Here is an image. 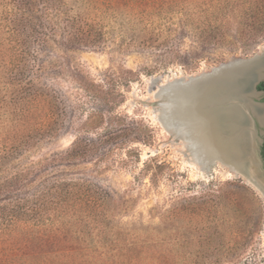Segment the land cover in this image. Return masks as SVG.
I'll use <instances>...</instances> for the list:
<instances>
[{"label": "rangeland", "instance_id": "obj_1", "mask_svg": "<svg viewBox=\"0 0 264 264\" xmlns=\"http://www.w3.org/2000/svg\"><path fill=\"white\" fill-rule=\"evenodd\" d=\"M241 1L0 0V134L18 128L22 112L28 114L17 144L0 142V227L9 232L36 190L63 178L88 179L127 200L117 218L128 224L157 225L161 212L181 198L196 195L198 202L208 199L216 206V196L223 194L222 205L230 204L224 211L236 216L226 227L251 230L248 263L264 264L263 196L244 178L226 173L228 166L220 162L211 174L200 171L183 138L165 126L157 104L161 85L262 49L264 39L256 44L235 39L234 26L228 44L198 41L202 8L223 2L231 10L223 18L238 20ZM76 31L82 45H66ZM76 74L107 91L119 80L125 84L118 111L148 125L150 143L128 142L104 158L64 163L77 130L99 106L74 80ZM35 90L54 95L53 133H45L53 119L43 118L30 99ZM128 148L139 151L140 160L127 157ZM151 156L163 166H146Z\"/></svg>", "mask_w": 264, "mask_h": 264}, {"label": "trees", "instance_id": "obj_2", "mask_svg": "<svg viewBox=\"0 0 264 264\" xmlns=\"http://www.w3.org/2000/svg\"><path fill=\"white\" fill-rule=\"evenodd\" d=\"M228 5L202 8L198 41L203 45L221 46L232 42L228 31L234 26L235 39L253 44L264 39V0H242L237 8L238 20L223 18ZM226 17V16H225ZM79 33H71L66 45H82ZM19 60V56H16ZM15 58V57H14ZM76 82L85 94L99 104L91 110L76 132V138L63 157L64 163L104 158L128 142L150 143L152 129L119 112L124 101L121 81L115 90L102 89L94 81L76 74ZM122 85H125L122 83ZM264 91V81L258 85ZM54 95L35 90L31 96L36 110L53 119L45 133L56 131L57 115ZM45 101L49 107H43ZM7 135L0 134L3 144H17L23 125ZM24 121V122H23ZM39 122V121H38ZM264 157V143L262 146ZM127 157L140 152L127 149ZM161 168L156 156L145 165ZM212 206L198 196L181 198L160 214V224L122 223L117 214L127 208V200L84 178H63L43 185L25 203L16 216L14 228L0 227L2 264H249L247 245L251 230L228 228L234 214L224 211V195L218 194ZM0 214L2 211L0 209ZM2 218V216H0ZM224 228V230H223ZM15 233V234H14ZM15 236H8V235Z\"/></svg>", "mask_w": 264, "mask_h": 264}, {"label": "water", "instance_id": "obj_3", "mask_svg": "<svg viewBox=\"0 0 264 264\" xmlns=\"http://www.w3.org/2000/svg\"><path fill=\"white\" fill-rule=\"evenodd\" d=\"M262 81L264 47L250 56H230L226 61L195 77L175 78L169 82L170 91L165 89L162 95L171 99L174 94L178 103H181V97H187L183 95H190L186 100L189 104L187 114L176 111L172 117L169 115L172 118L168 119L169 122H163L171 131L174 129L173 123L180 126L188 124L189 130L194 131L190 121L192 118L205 127L213 146L211 150L215 153L212 157L218 159L211 162L212 168L208 174H211L220 162L234 170L237 177L243 178L244 174L254 178L246 182L254 186L264 198V185L258 184V179L264 182V120L255 113L264 103L258 101L264 99V91L258 89ZM231 107H239L242 110V120H233ZM249 128L253 132L254 146L252 145L253 148L248 152L244 141L249 136ZM233 129H236V134L229 138L219 133L220 130Z\"/></svg>", "mask_w": 264, "mask_h": 264}, {"label": "bare ground", "instance_id": "obj_4", "mask_svg": "<svg viewBox=\"0 0 264 264\" xmlns=\"http://www.w3.org/2000/svg\"><path fill=\"white\" fill-rule=\"evenodd\" d=\"M263 47L264 46H262V48ZM195 76H197V75L188 76V77H186V79H189L190 77H195ZM168 83L161 85L160 89L157 93V95L159 97L157 104L160 105L162 108V113L160 114V117L165 122H167L168 119H172L171 115L175 114L176 111H179V112L181 111V114H183V115L187 114V108H188L189 104L186 103V100H187L188 96H190V95H183V96H187V97H181V100H182L181 103H178V99L176 98V95H174V94L171 95L172 96L171 99L165 98L162 95V93L165 89L170 91L171 86H170V83L169 84ZM196 104L197 103L195 102V105ZM257 109H256L255 113H257V115L260 117L261 120H264V115H263L264 103L261 104L260 109H258V110ZM230 111H231V117L233 118V120L234 119L235 120H242V113H241L242 110L239 107H234V108L231 107ZM190 121H191L192 125L190 123H189V125L192 126L193 130L195 129L194 131L189 130L188 124H185V125L183 124V126H180V125H175L173 123L174 129H172V133L174 136L180 135V137L183 138L184 143L187 147V154L190 156L189 158H191V161L194 162L197 165L198 169L205 174L211 170V168H212L211 162L217 161L218 159L212 157L215 153L212 152V150H211L213 148V146L210 143L211 142L210 141V135L205 130V127H202L197 122L198 121L197 119L192 118ZM235 130L236 129H233L231 131L220 130L219 133H221L226 138H229V137L236 134ZM252 136H253V132L249 128V136L244 141V144H246V150L248 152L251 150V148H253L252 145L254 146V142L252 144V141H253ZM231 172L236 174V172L228 166V168L226 169V173H231ZM243 178L245 180H248V181H251L254 179V178L246 176L244 174H243ZM258 184H260L261 186L264 185V182H262V179H258Z\"/></svg>", "mask_w": 264, "mask_h": 264}]
</instances>
